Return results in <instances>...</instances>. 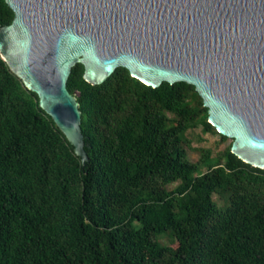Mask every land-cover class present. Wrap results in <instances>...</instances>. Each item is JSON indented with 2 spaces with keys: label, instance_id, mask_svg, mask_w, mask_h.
Returning <instances> with one entry per match:
<instances>
[{
  "label": "trees",
  "instance_id": "obj_1",
  "mask_svg": "<svg viewBox=\"0 0 264 264\" xmlns=\"http://www.w3.org/2000/svg\"><path fill=\"white\" fill-rule=\"evenodd\" d=\"M13 18L0 0V27ZM7 68L0 55V264H264V169L228 147L214 165L206 149L212 167L195 174L185 132L199 118L218 130L193 84L152 87L125 67L92 84L76 63L83 163ZM169 231L175 246L157 239Z\"/></svg>",
  "mask_w": 264,
  "mask_h": 264
},
{
  "label": "water",
  "instance_id": "obj_2",
  "mask_svg": "<svg viewBox=\"0 0 264 264\" xmlns=\"http://www.w3.org/2000/svg\"><path fill=\"white\" fill-rule=\"evenodd\" d=\"M0 55L88 161L73 66L104 82L118 67L152 87L193 84L231 151L264 169V0H6Z\"/></svg>",
  "mask_w": 264,
  "mask_h": 264
},
{
  "label": "rangeland",
  "instance_id": "obj_3",
  "mask_svg": "<svg viewBox=\"0 0 264 264\" xmlns=\"http://www.w3.org/2000/svg\"><path fill=\"white\" fill-rule=\"evenodd\" d=\"M11 70V68H7L6 71ZM197 106L199 107L198 103ZM169 115L170 117H174L173 113H169ZM232 142L233 138H223L215 129H206L204 120L199 118L185 132V141L183 144L187 152V159L198 165L195 174H202L212 167L210 164L214 165L222 162L223 153L228 147H231ZM206 149L210 151V164L205 161ZM179 183L180 181H175L167 184L166 187L167 189H173ZM213 199L219 207H225L229 202V194L225 191L217 190L213 194ZM157 239L165 245L175 246L177 244L175 236L171 231L159 235Z\"/></svg>",
  "mask_w": 264,
  "mask_h": 264
}]
</instances>
